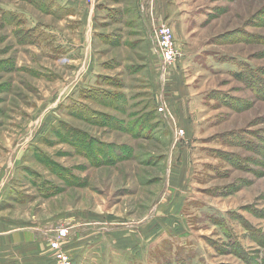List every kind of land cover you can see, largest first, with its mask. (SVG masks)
<instances>
[{"label":"rangeland","instance_id":"1","mask_svg":"<svg viewBox=\"0 0 264 264\" xmlns=\"http://www.w3.org/2000/svg\"><path fill=\"white\" fill-rule=\"evenodd\" d=\"M59 225L83 264H264V0H0V229Z\"/></svg>","mask_w":264,"mask_h":264},{"label":"crops","instance_id":"2","mask_svg":"<svg viewBox=\"0 0 264 264\" xmlns=\"http://www.w3.org/2000/svg\"><path fill=\"white\" fill-rule=\"evenodd\" d=\"M2 230L0 229V264H51V260H49L50 254L47 255L49 253V245L42 238L43 235L40 232L23 227ZM66 241L64 242L65 245L63 243V249L67 252L68 242ZM68 252L72 257L75 255L73 264H83V261L79 259V255L77 256L78 253L73 254L70 249Z\"/></svg>","mask_w":264,"mask_h":264},{"label":"built area","instance_id":"3","mask_svg":"<svg viewBox=\"0 0 264 264\" xmlns=\"http://www.w3.org/2000/svg\"><path fill=\"white\" fill-rule=\"evenodd\" d=\"M155 38L154 41L157 44L162 66L165 67L171 62L175 61L181 53L178 52L171 28L167 25L156 26L153 30ZM160 111H166L165 103L163 102L159 107ZM182 133L181 130H178ZM47 241L49 248L52 251L51 264H73L70 256L64 251L63 243L70 236V227L65 225H59L50 229L40 230Z\"/></svg>","mask_w":264,"mask_h":264}]
</instances>
